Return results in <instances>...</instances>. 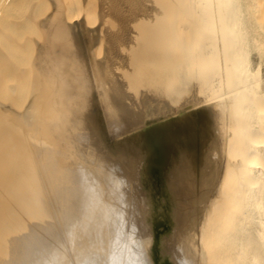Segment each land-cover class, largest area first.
<instances>
[{
    "label": "bare ground",
    "instance_id": "bare-ground-1",
    "mask_svg": "<svg viewBox=\"0 0 264 264\" xmlns=\"http://www.w3.org/2000/svg\"><path fill=\"white\" fill-rule=\"evenodd\" d=\"M47 1L0 105V264H264L253 0Z\"/></svg>",
    "mask_w": 264,
    "mask_h": 264
},
{
    "label": "rangeland",
    "instance_id": "rangeland-1",
    "mask_svg": "<svg viewBox=\"0 0 264 264\" xmlns=\"http://www.w3.org/2000/svg\"><path fill=\"white\" fill-rule=\"evenodd\" d=\"M242 1L245 2V0H242ZM246 1H248V0H246ZM254 1H258L256 3L257 5H255ZM261 1L262 0H253L254 3L253 2L250 3L252 7H250V4H248V5L244 4L245 5V10H248V13L250 14L249 15L246 12V14H247L246 15V23H247V25H249L248 29H249V35H251L250 38H253V40L251 39L252 41H254V40L257 41L258 40L257 42H258V44L260 46L259 50L261 51V52L257 51V53L259 54V56H258V55H256L257 54L256 53V49H255V51L252 49V51L254 53L251 52V60H252V64L254 63L253 64L254 67L258 66V64H259L258 62H260L259 61L260 58H261V62L260 63H262V61H264V56H262V54H264V27H262V26H264V24H262V23H264V12H262V10H264V9H262V8H264V3H261ZM23 2H24L25 5L20 6V7H16V8H14V10L7 12V14H5V17L0 20V23L7 24L9 21H14V20L23 21L24 18L27 17V15H29V14L32 16L31 20H28L27 22L25 21V23L22 26L16 28L14 31H11V32L10 31H4L3 33H1V31H0V35H1L0 36V50H2L7 55V57H8L7 60H9L8 62L6 60L5 61L6 63L4 62L5 63L4 64L5 65L4 69H6L7 72H8V73L4 72L5 73V77H10L11 75L17 74L16 75L17 77L16 76L13 77V78H16L15 79V84H12L14 82V80L11 83L12 86L14 87V89H15L13 92H10V94H8L9 91L5 88L6 91H7V93H5L6 91H3L5 89H2V87H0V92H1L0 94H2L3 98L6 99V100H3L2 96L0 95L1 96L0 97L1 98L0 105L2 104L1 105L2 107H9L8 104H11L13 101L18 99L16 97V96H18V93H19V99L22 100L21 101V100L18 99V101H21L22 106L24 104L27 105V103H28L27 100H29V99H26V97L30 98L31 93H32V88H27V87H31V85L30 86L27 85V83H29V84L31 83V82H29L31 80L27 79L26 77L29 76L28 75V69L31 66V64L33 63V60H34V57H35V43L41 41V39H40L41 38V34H40L39 30H38V26L37 25L39 24V22L41 20L46 18L52 12L51 3L49 1H47V0H23ZM69 2L72 4L75 1L74 0H69ZM249 2H250V0H249ZM35 3H37V5L31 12V5H33ZM253 5H254V8H253ZM257 7H258L259 11L256 10ZM251 8H253V9H251ZM249 9H251L252 11L249 10ZM260 9H262V10L260 11ZM253 10H255V11H253ZM252 12H254L255 15ZM257 15H259L261 17L258 16V18H256ZM254 16H256L255 19L253 18ZM252 19H253V21H252ZM254 21H255V24L253 23ZM257 21H258V23H257ZM249 22L252 24V26L249 24ZM256 24L259 25V26L261 25L259 27V29H262V31L258 29V26ZM253 26H254V28H253ZM250 27L253 28V29H255V28L256 29L255 30H251ZM256 32H257V34H256ZM259 34H261V35H259ZM254 43H255V41H254ZM254 43H253V46H252L253 48H255L254 47ZM253 59H254V61H253ZM31 61H32V63H31ZM255 62H257V63H255ZM7 64H8V66L6 67ZM259 66H260L261 71L264 70V64H260ZM6 70H4V71H6ZM7 74H9V75L7 76ZM18 74H21V75L18 76ZM25 74H26V76H25ZM262 74H264V72H262ZM22 79L25 80L26 84L24 83L25 84L24 86L19 87L18 83H22V81H19V80H22ZM26 79L29 80V81L27 82ZM8 85H10V82L8 83ZM17 86L19 88H21V89H18V91H16L17 90ZM22 88H24V89H22ZM26 89H28L27 92L25 91ZM19 91H21V92H19ZM2 92H4V93H2ZM15 93H16V96H15ZM23 93H24V95L26 93L25 99H23V96H24ZM4 94H5V96L8 95L9 98H6L8 96L5 97ZM21 96H22V98H21ZM11 97H13V98H11ZM10 99L11 100L13 99L12 102H11ZM4 101H5V104L7 106L4 104ZM8 101H10V103L7 104L6 102H8ZM26 101H27V103H26ZM21 103H19V104H21ZM13 105H14V102H13ZM16 105H17V101H16ZM16 105L14 107H12V109H11L14 112L18 111L17 110L18 106H16ZM1 106H0V108H1ZM22 106H21V109L23 110L25 108V106H23V108H22ZM13 108L15 110H17V111L13 110ZM21 109H19V112H21ZM6 116H8V117L6 118ZM1 118L5 122L9 121V119H10L9 115H5V116H3ZM0 124H1V121H0Z\"/></svg>",
    "mask_w": 264,
    "mask_h": 264
}]
</instances>
